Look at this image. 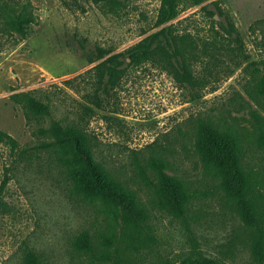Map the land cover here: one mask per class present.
I'll list each match as a JSON object with an SVG mask.
<instances>
[{
    "label": "rangeland",
    "instance_id": "obj_1",
    "mask_svg": "<svg viewBox=\"0 0 264 264\" xmlns=\"http://www.w3.org/2000/svg\"><path fill=\"white\" fill-rule=\"evenodd\" d=\"M15 1L11 15L30 21L19 34L3 23L9 11L0 13V131L18 144L12 149L0 142V183L8 178L0 194V264H23L27 252L42 264H181L198 254L218 264H255L253 233L204 169L195 138L199 120L240 137L264 213V145L255 140L254 120L264 130V96L258 92L264 75V0L185 5L172 23L192 49L195 84L179 82L156 64L124 65L99 107L87 99L95 79L89 69L99 61L88 63L87 57L96 47L107 56L120 53L156 31L159 0H129L113 11L91 0ZM226 19L237 31L239 49L217 25ZM32 90L49 103L50 116L32 115L11 98ZM84 106L92 109L84 126L98 158L150 214L157 239L149 248L124 250L116 241L101 260L73 247L74 239L88 232L99 251V237L111 221L98 201L74 193L56 152L39 145L50 140L53 121L76 124ZM151 158L186 184L189 200L181 215L156 205ZM118 224L117 237L121 220Z\"/></svg>",
    "mask_w": 264,
    "mask_h": 264
},
{
    "label": "trees",
    "instance_id": "obj_2",
    "mask_svg": "<svg viewBox=\"0 0 264 264\" xmlns=\"http://www.w3.org/2000/svg\"><path fill=\"white\" fill-rule=\"evenodd\" d=\"M129 0H91L109 11L121 8ZM205 0H159V7L153 26L156 31L131 45L120 53L107 56L108 52L99 47L87 57L88 63L99 61L90 72L95 79L93 92L87 95L95 107L101 104V97L108 96L115 88L124 65L152 63L170 71L179 82L194 85L191 70L192 49L186 38L180 35L173 25L182 7L198 6ZM15 0H0V13L5 14L3 23L12 31L23 34L30 19L23 15L13 17L17 7ZM217 7V4L214 3ZM205 9V8H204ZM219 10V9H218ZM210 14V13H209ZM230 41L239 38L233 23L226 19V24L217 23ZM107 56V57H106ZM258 92L264 96V75L260 76ZM12 100L20 104L28 113L35 116H50V106L37 96L36 90L15 93ZM92 109L83 107L76 124H62L53 121L47 130L50 140L39 147L52 148L58 160L65 168L74 193L89 201H98L108 214L111 224L98 241L99 251H95L88 232H82L73 241L76 251L106 260L109 249L117 241L124 250L138 252L156 243V234L150 222V214L142 207L135 195L119 180L112 177L98 158L96 146L85 129V118ZM255 120V140L258 146L264 145V130L258 118ZM0 142L17 149L18 144L10 135L0 131ZM195 149L200 161L209 175L214 176L224 194L235 204L242 224L251 229L253 241L251 252L255 264L264 263V213L262 205L254 195L256 184L254 173L246 169L244 151L240 137L230 129L215 125L210 120H199L196 126ZM151 167L157 171V184L154 190L155 202L162 210L182 214L189 200V191L182 181L164 172L167 166L159 159H150ZM8 178L0 183V194ZM122 227L117 237L118 221ZM118 239V240H117ZM23 264H42L33 252L25 253ZM181 264H218L213 258L198 254L186 259Z\"/></svg>",
    "mask_w": 264,
    "mask_h": 264
},
{
    "label": "water",
    "instance_id": "obj_3",
    "mask_svg": "<svg viewBox=\"0 0 264 264\" xmlns=\"http://www.w3.org/2000/svg\"><path fill=\"white\" fill-rule=\"evenodd\" d=\"M214 19H217L216 17Z\"/></svg>",
    "mask_w": 264,
    "mask_h": 264
}]
</instances>
